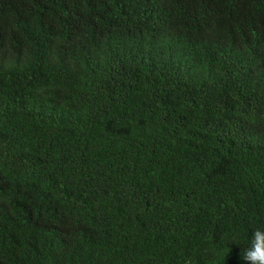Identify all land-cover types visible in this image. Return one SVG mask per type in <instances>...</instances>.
I'll return each instance as SVG.
<instances>
[{
  "label": "trees",
  "instance_id": "16d2710c",
  "mask_svg": "<svg viewBox=\"0 0 264 264\" xmlns=\"http://www.w3.org/2000/svg\"><path fill=\"white\" fill-rule=\"evenodd\" d=\"M256 227L264 0H0V264H246Z\"/></svg>",
  "mask_w": 264,
  "mask_h": 264
},
{
  "label": "clouds",
  "instance_id": "9594fccd",
  "mask_svg": "<svg viewBox=\"0 0 264 264\" xmlns=\"http://www.w3.org/2000/svg\"><path fill=\"white\" fill-rule=\"evenodd\" d=\"M232 242L237 243L235 240ZM241 258L246 264H264V228L253 229L252 238L242 250Z\"/></svg>",
  "mask_w": 264,
  "mask_h": 264
}]
</instances>
